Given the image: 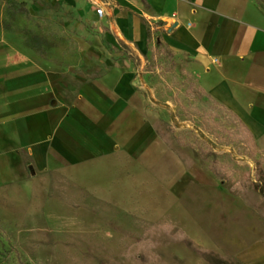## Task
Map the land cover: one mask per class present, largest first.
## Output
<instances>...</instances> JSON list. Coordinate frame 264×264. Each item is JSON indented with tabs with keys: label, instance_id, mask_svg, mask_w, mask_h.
Wrapping results in <instances>:
<instances>
[{
	"label": "rangeland",
	"instance_id": "374dc122",
	"mask_svg": "<svg viewBox=\"0 0 264 264\" xmlns=\"http://www.w3.org/2000/svg\"><path fill=\"white\" fill-rule=\"evenodd\" d=\"M165 34L157 18L121 0H0V88L45 63L53 65L44 86L68 99L101 83L107 97H121L128 144L59 169L27 154L25 193L1 197L0 252L16 247L31 264H210L188 235L200 249L260 264L264 193L216 179L198 145L180 146L175 132L194 130L238 170L256 164L244 145H219L184 109L204 96H186L196 80L187 58L169 57ZM0 264L19 263L13 254Z\"/></svg>",
	"mask_w": 264,
	"mask_h": 264
},
{
	"label": "crops",
	"instance_id": "0c3cea01",
	"mask_svg": "<svg viewBox=\"0 0 264 264\" xmlns=\"http://www.w3.org/2000/svg\"><path fill=\"white\" fill-rule=\"evenodd\" d=\"M121 1L163 24L165 41L188 59L191 76L251 127L264 151V0ZM48 65L5 79L0 88L1 205L3 194L25 193L31 181H20L27 163L19 149L37 166L59 169L128 145L121 97H107L99 83L68 99L44 86L52 77ZM43 95L54 101L37 100ZM258 258L264 264V250Z\"/></svg>",
	"mask_w": 264,
	"mask_h": 264
},
{
	"label": "trees",
	"instance_id": "16d2710c",
	"mask_svg": "<svg viewBox=\"0 0 264 264\" xmlns=\"http://www.w3.org/2000/svg\"><path fill=\"white\" fill-rule=\"evenodd\" d=\"M145 6L147 7L146 2ZM19 11L30 16V12L25 6H21ZM168 55L175 58L173 51L169 52ZM196 83L197 81L192 80L187 82L186 96H192L199 92L204 98H201L193 106H187L184 109L191 115L197 114L201 117V128L213 136L219 145L226 147L233 144L244 145L248 156L256 164L255 172L250 169L238 170L227 155L220 156L217 154L215 147L207 140L198 138L192 129L186 132H175L176 142L183 147L198 145L200 157L209 162L210 171L216 179L222 180L228 185L233 184V189L236 192L243 193L252 186L264 193V151L259 149L251 127L236 112L213 98L202 85L198 86ZM19 152L27 156L22 149H19ZM184 242L189 248L201 251L204 260H207L210 264H243L240 261L234 262L226 259L207 248L200 249L195 240L188 235H185ZM13 254L19 264H31L16 247L12 246L10 249L0 252V256L3 258H9Z\"/></svg>",
	"mask_w": 264,
	"mask_h": 264
},
{
	"label": "built area",
	"instance_id": "2783aa9c",
	"mask_svg": "<svg viewBox=\"0 0 264 264\" xmlns=\"http://www.w3.org/2000/svg\"><path fill=\"white\" fill-rule=\"evenodd\" d=\"M97 10H98V13H100V14H105V13H104V8L99 7Z\"/></svg>",
	"mask_w": 264,
	"mask_h": 264
}]
</instances>
